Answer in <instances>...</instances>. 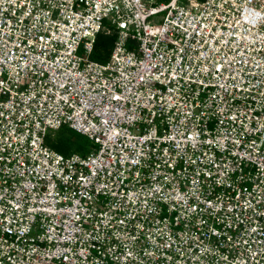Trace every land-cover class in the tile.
I'll return each instance as SVG.
<instances>
[{
    "label": "built area",
    "instance_id": "2783aa9c",
    "mask_svg": "<svg viewBox=\"0 0 264 264\" xmlns=\"http://www.w3.org/2000/svg\"><path fill=\"white\" fill-rule=\"evenodd\" d=\"M0 264H264V0H0Z\"/></svg>",
    "mask_w": 264,
    "mask_h": 264
},
{
    "label": "trees",
    "instance_id": "16d2710c",
    "mask_svg": "<svg viewBox=\"0 0 264 264\" xmlns=\"http://www.w3.org/2000/svg\"><path fill=\"white\" fill-rule=\"evenodd\" d=\"M115 41V35H106L100 33L95 37L93 50L90 55L92 61L105 63L112 51ZM57 133L61 135L62 143L56 148L57 152L64 151V156H69L73 153L86 155L93 148L92 143L84 136L79 135L67 127H61Z\"/></svg>",
    "mask_w": 264,
    "mask_h": 264
},
{
    "label": "rangeland",
    "instance_id": "374dc122",
    "mask_svg": "<svg viewBox=\"0 0 264 264\" xmlns=\"http://www.w3.org/2000/svg\"><path fill=\"white\" fill-rule=\"evenodd\" d=\"M154 1L156 3L166 2V0H154ZM160 16H163V15H160ZM62 140L63 139L61 138V135H59L57 133V131H48L47 135H46V138H45V143H46L47 146H49L50 148H52L53 150L56 151V148H58L61 145ZM58 153L64 154L65 152L62 150V151H60Z\"/></svg>",
    "mask_w": 264,
    "mask_h": 264
}]
</instances>
